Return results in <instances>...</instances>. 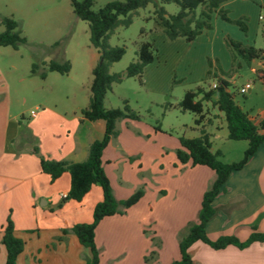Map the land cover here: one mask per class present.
<instances>
[{
    "label": "crops",
    "instance_id": "1",
    "mask_svg": "<svg viewBox=\"0 0 264 264\" xmlns=\"http://www.w3.org/2000/svg\"><path fill=\"white\" fill-rule=\"evenodd\" d=\"M195 40L187 49L193 48ZM209 55L215 58V51ZM257 62L261 67L264 60ZM156 80L161 83L160 72ZM161 92L167 94V89ZM11 106L7 88L2 87L0 264H5L7 258L2 230L9 215L15 235L25 242L16 264H85L90 251L74 233L64 234V230L92 221L93 209L103 199L102 189L94 185L81 202L64 201L63 196L70 189V175L64 173L52 181L41 171L40 158L33 149L37 146L48 159L83 162L90 144L103 137L105 122L85 119L83 105L75 103L63 109L54 103L38 105L35 116L30 114L24 125L17 115H11ZM251 118L256 123L261 120ZM118 129L119 135L103 152L114 196L117 200L126 199L141 186L145 193L125 214L106 217L97 226L99 264H147L145 257L154 249L151 238L144 233L148 226L160 240L158 257L152 264H170L180 259V238L188 224L196 221L214 173L206 166L181 163L174 152L181 147L179 136L165 135L151 123L125 119L118 123ZM204 130L211 140L214 134L206 127ZM213 205L217 214L206 226L210 239L233 235L245 240L253 225L264 232V144L241 170L231 174ZM189 252L195 264H264L261 242L245 249L228 246L215 250L198 241Z\"/></svg>",
    "mask_w": 264,
    "mask_h": 264
},
{
    "label": "rangeland",
    "instance_id": "2",
    "mask_svg": "<svg viewBox=\"0 0 264 264\" xmlns=\"http://www.w3.org/2000/svg\"><path fill=\"white\" fill-rule=\"evenodd\" d=\"M110 1L116 0H96L93 9L98 10ZM224 4L229 18L243 20L247 30L243 31L237 24L214 14L211 29L203 30L191 49H187V45L193 42L166 37L155 21L153 3L131 13L132 23L128 27L118 26L108 40L110 46L126 49L122 59L109 67L110 73H123L130 63L137 61L142 41L154 44L155 59L148 65L150 69L147 70L148 66L145 68L143 84L137 77L113 84L105 105L121 107L123 100H127L129 106L141 115L142 121L151 123L154 128L159 125L163 134L198 137L201 126L195 124V115L183 113L177 107L184 93L199 87L208 90L216 83L221 70L231 71L232 58L226 37L264 49V0H228ZM163 6L168 14H176L180 9L175 3ZM4 17L16 20L21 36L26 38V43L19 44L17 49L0 46V89L7 88L12 102L11 115H17V120L26 125L31 111H35L38 105L56 103L66 109L76 103L86 108L92 69L99 63L100 54L90 42L87 22L75 15L70 0H0V33L4 31L1 23ZM211 51H215V58L209 55ZM50 61H69L71 70L67 75L49 72L47 64ZM34 64L38 65L37 72H32ZM258 68L259 63L252 61L250 66L237 69L230 79L235 101L255 120L264 117V83L255 73ZM43 72L47 79L41 78ZM157 72L162 77L159 84L156 82ZM246 85L249 89L243 94L240 90ZM163 88L167 89V94L161 92ZM168 104L171 105L166 107ZM205 110L208 112L206 121L210 119L212 122H204L214 134L211 137L212 149L221 151L223 162L239 161L247 142L230 140L222 114L210 103H205ZM144 233L153 244L152 238L157 236L151 226Z\"/></svg>",
    "mask_w": 264,
    "mask_h": 264
},
{
    "label": "trees",
    "instance_id": "3",
    "mask_svg": "<svg viewBox=\"0 0 264 264\" xmlns=\"http://www.w3.org/2000/svg\"><path fill=\"white\" fill-rule=\"evenodd\" d=\"M228 0H123L110 1L98 10L93 6L96 0H70L75 15L87 22L90 33V42L99 52L100 61L92 69V82L90 85L89 103L82 110L83 117L89 121L103 120L105 132L101 139L93 141L88 148L87 159L83 162L57 161L45 158L37 146L33 152L40 158L41 171L48 175L52 181L57 180L64 173L70 175V189L64 197V201L74 200L81 202L94 185H99L103 192V199L98 202L90 223H76L70 229H65L64 234L74 233L82 246L90 251V257L85 264H99L100 250L96 245L95 236L99 223L106 217L116 214L123 215L135 205L144 195L145 187H139L132 195L123 200H117L114 196L111 181L105 171L103 152L113 138L119 135L118 123L122 120H141V115L134 111L127 100H123V106L107 108L105 99L113 84H119L126 78L137 77L142 82L145 68L155 59L156 48L150 41H142L138 50V60L129 64L123 73H110L109 67L122 59L126 53L123 46L112 47L108 40L118 26L128 27L132 23L131 13L139 8L146 7L149 3L155 6V21L170 40L183 38L187 42H193L205 29H211V19L215 14L224 21L237 24L241 30L246 31L247 26L243 20H232L224 3ZM175 3L179 6L176 14H168L163 4ZM198 9L200 11L198 12ZM4 31L0 33V46H11L17 49L21 43H26V38L21 36L19 24L10 17L2 18ZM141 33H144L142 30ZM226 45L232 58L231 71L221 70L217 76L216 88L212 86L206 90L202 87L196 90H188L177 104L178 109L185 113L195 115V124L201 126L200 136H179L181 147L175 153L181 163H191L193 166H206L213 173L214 178L210 186L203 194L201 207L196 221L190 222L186 233L180 238V259L170 264H195L189 250L190 247L201 241L215 250L234 246L245 249L255 242L264 243V232L252 226V232L247 239L241 240L233 235H222L215 240L208 237L206 226L216 216L217 208L213 205L215 198L224 190L231 174L241 170L264 144V118L256 123L250 114L244 111L235 101V94L230 90V79L242 66H250L252 61L264 60V49H258L253 45L226 37ZM211 63V61H210ZM217 63V60H216ZM49 72H57L67 75L71 70V63L50 61L47 64ZM38 65L34 64L32 72H37ZM255 73L264 83V63L255 70ZM41 78H46V73H41ZM205 103L223 115L226 122L228 138L233 141H246L247 148L239 161L223 162L220 158V150L213 151L210 135L204 130L207 118ZM168 104L166 107H169ZM207 123H211L208 119ZM155 130L161 131V127L155 126ZM2 243L7 252L5 264H16L18 256L25 247V242L15 235L14 224L9 215L2 230ZM62 240V238H60ZM154 250L145 257L147 263L156 260L160 240L152 238Z\"/></svg>",
    "mask_w": 264,
    "mask_h": 264
},
{
    "label": "built area",
    "instance_id": "4",
    "mask_svg": "<svg viewBox=\"0 0 264 264\" xmlns=\"http://www.w3.org/2000/svg\"><path fill=\"white\" fill-rule=\"evenodd\" d=\"M212 87L213 88H216V83H214ZM248 89H249V85H246V86H244V87L241 88L240 92L243 93V94H245ZM31 114H32V116H35L36 113H35V111H32ZM65 196L66 195H64L63 197H65Z\"/></svg>",
    "mask_w": 264,
    "mask_h": 264
}]
</instances>
